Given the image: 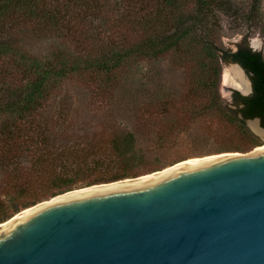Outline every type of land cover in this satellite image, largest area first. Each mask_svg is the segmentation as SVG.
Masks as SVG:
<instances>
[{
    "label": "rangeland",
    "instance_id": "1",
    "mask_svg": "<svg viewBox=\"0 0 264 264\" xmlns=\"http://www.w3.org/2000/svg\"><path fill=\"white\" fill-rule=\"evenodd\" d=\"M234 1L247 5L249 0ZM222 25L219 45L235 51L244 44L247 31L235 34L234 24L227 18ZM260 30L246 44L264 57V29ZM18 33L21 46L42 59L58 50L79 55L70 40L41 37L30 29ZM174 58L170 54L125 66L104 78L108 83L101 87L92 80L97 78L95 74L71 75L38 112L26 121L16 122L19 129L10 141L0 138L2 200L8 195L15 197L21 212L25 204L49 202L67 189L62 181L58 183L62 189L56 187V182L52 183L55 177L73 180L75 184L68 189L78 192L105 172H118L122 166L112 141L127 132L136 137L134 164L139 162L134 165L137 177L127 179L151 175L195 158L246 155L264 147L263 137L251 130L257 138L253 145L231 125L225 111L208 109L217 96V86H213L217 80L223 104L235 108L232 90L223 85L224 71L231 64L220 63L221 76L217 79L208 61L203 69L192 63L177 65ZM203 82L207 87L202 86ZM6 120L11 121L0 117V126ZM239 146L244 149L233 150Z\"/></svg>",
    "mask_w": 264,
    "mask_h": 264
},
{
    "label": "water",
    "instance_id": "2",
    "mask_svg": "<svg viewBox=\"0 0 264 264\" xmlns=\"http://www.w3.org/2000/svg\"><path fill=\"white\" fill-rule=\"evenodd\" d=\"M222 155L25 209L0 224V264H264V147Z\"/></svg>",
    "mask_w": 264,
    "mask_h": 264
},
{
    "label": "trees",
    "instance_id": "3",
    "mask_svg": "<svg viewBox=\"0 0 264 264\" xmlns=\"http://www.w3.org/2000/svg\"><path fill=\"white\" fill-rule=\"evenodd\" d=\"M263 2L249 0L244 5L234 0H0V117L11 119L0 126L1 140L10 141L19 129L16 122L26 121L38 112L71 75L95 74L97 78L92 80L101 87L108 83L107 77L125 66L172 54L180 66L192 63L205 69L208 61L217 79L222 62L238 63L246 70L253 94L244 97L235 92L236 108H231L223 104L217 80L213 83L217 96L208 109L225 111L231 125L253 145L257 144L246 121L259 118L264 127V57L246 41L264 29ZM224 18L234 24L235 34L247 31L244 44L236 51L219 45ZM21 29H30L41 37L70 40L79 55L58 50L44 59L35 56L21 46L17 34ZM202 86L207 87L205 82ZM136 143L130 132L114 138L112 148L122 167L118 172H105L86 187L137 177ZM241 149L244 148H233ZM60 181L67 189L75 184L58 177L52 183L62 189ZM67 189L54 196L71 191ZM4 199L0 196V224L20 212L15 197L8 195Z\"/></svg>",
    "mask_w": 264,
    "mask_h": 264
},
{
    "label": "bare ground",
    "instance_id": "4",
    "mask_svg": "<svg viewBox=\"0 0 264 264\" xmlns=\"http://www.w3.org/2000/svg\"><path fill=\"white\" fill-rule=\"evenodd\" d=\"M255 44V43H254ZM256 46V45H255ZM248 76L246 75V73L238 66L236 65H232L231 66H228L225 71H224V75H223V85L229 89L233 88L235 90H238L240 92H242L243 94H248L250 92L249 90V78H247ZM228 92V91H227ZM230 94V93H229ZM227 95V94H226ZM230 96V95H229ZM250 125L251 127L261 136L264 138V131L261 130L258 126V122L257 121H251L250 122ZM261 148V147H260ZM255 152V151H254ZM223 156V155H222ZM212 157H217V156H211V157H204V158H195V159H191V160H188V161H185V162H189V161H192V160H197V159H206V158H212ZM185 162H182V163H185ZM181 163V164H182ZM179 165V164H178ZM176 166V165H175ZM174 167V166H173ZM98 187V186H96ZM94 188V187H92ZM82 191V190H80ZM71 193H74V192H71ZM69 193V194H71ZM68 195V194H66ZM64 195V196H66ZM63 196H60V197H57L55 199H58V198H61ZM53 199V200H55ZM52 200V201H53ZM35 208V207H34ZM29 209H32V208H29ZM27 209V210H29ZM27 210H24V211H27ZM23 211V212H24ZM21 212V213H23ZM20 213V214H21ZM19 214V215H20ZM18 216V215H17ZM15 218V217H14Z\"/></svg>",
    "mask_w": 264,
    "mask_h": 264
},
{
    "label": "flooded vegetation",
    "instance_id": "5",
    "mask_svg": "<svg viewBox=\"0 0 264 264\" xmlns=\"http://www.w3.org/2000/svg\"><path fill=\"white\" fill-rule=\"evenodd\" d=\"M249 77H250V75H249ZM249 77H247V78H249ZM251 79V78H250ZM250 79H249V90H250ZM252 82V81H251ZM231 90H233V88H231ZM235 92H237V91H235ZM234 92V93H235ZM234 93H233V95H234ZM238 93H240V92H238ZM253 94V83H252V92L249 94V95H247V96H245V95H243V94H241L240 93V95H242V96H244V97H248V96H250V95H252ZM233 99V101H234V97L232 98Z\"/></svg>",
    "mask_w": 264,
    "mask_h": 264
}]
</instances>
